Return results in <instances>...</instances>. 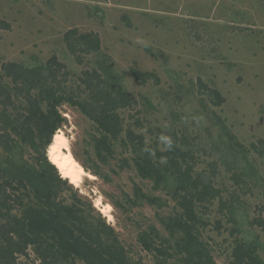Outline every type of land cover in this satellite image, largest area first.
Returning a JSON list of instances; mask_svg holds the SVG:
<instances>
[{
    "label": "rangeland",
    "instance_id": "rangeland-1",
    "mask_svg": "<svg viewBox=\"0 0 264 264\" xmlns=\"http://www.w3.org/2000/svg\"><path fill=\"white\" fill-rule=\"evenodd\" d=\"M1 24L8 27H0V64L32 66L54 55L65 64L74 92L83 71L103 66L129 94V104L117 110L122 131L106 162L94 150L97 125L77 106L62 103L58 110L74 157L94 176L69 182L72 191L88 198L114 228L132 264L164 260L165 254L143 249L138 236L153 226L155 246H173L162 219L179 208L166 189L139 175L128 131L143 137L142 150L151 155L154 147L164 150L159 137L170 136L190 152V174L206 175L219 191L196 207L206 223L199 238L216 264H233L235 239L255 244L264 264V225L258 223H264V147L260 154L252 148L264 137V0H0ZM69 29L95 33L99 52L69 53L63 39ZM134 71L148 73L147 80L142 83L145 77ZM210 89L224 103L214 105ZM20 153L23 161L35 162L36 151L28 146ZM0 157H7L1 146ZM239 160L253 176L237 173ZM139 189L160 204L136 198ZM60 194L69 197L71 191ZM105 204L110 219L101 212ZM166 250L172 255L166 262H173V248ZM15 261L43 264L31 246Z\"/></svg>",
    "mask_w": 264,
    "mask_h": 264
},
{
    "label": "trees",
    "instance_id": "trees-1",
    "mask_svg": "<svg viewBox=\"0 0 264 264\" xmlns=\"http://www.w3.org/2000/svg\"><path fill=\"white\" fill-rule=\"evenodd\" d=\"M63 39L71 54L100 50V40L93 32L69 29ZM0 69V146L7 154L0 157V264H17L16 255H26L29 246L43 264H75L76 260L83 264H132L114 228L88 198L72 191L69 180L61 176L47 155L54 133L65 120L58 106L68 103L77 106L101 131L95 138L94 150L106 162V156L113 152L112 141L122 131L117 110L129 104V94L103 66H99L102 72L99 69L83 71L78 91L68 89L69 72L54 55L43 64L6 62L0 64ZM134 74L137 78L145 77L142 83L147 80L148 73L134 71ZM209 93L215 97L214 105L224 103L216 89H210ZM127 138L134 144L133 163L139 175L150 179L155 188L166 189L179 208L174 216L162 219L165 229L175 239L173 246L167 241L166 248H173L176 259L166 262L172 255L166 248L155 246L154 237L158 233L153 226L138 236L143 249L165 254L164 260H157L156 264H216L207 245L199 238V226L206 223L196 213L197 203L208 202L219 193L211 179L204 174H190L186 158L192 156L176 142L168 151L154 147L151 155L142 150L141 135L128 131ZM256 143L252 148L260 154L264 137ZM24 146L36 151L34 163L21 159ZM246 163L236 166L237 173L245 178L254 175ZM63 189L71 191L69 197L60 194ZM135 193L136 198L143 197L141 201L160 204L157 196L144 194L140 189ZM227 209L230 219L235 221L232 202ZM261 222L258 223L264 225ZM256 247L252 242L235 239L232 263L263 264Z\"/></svg>",
    "mask_w": 264,
    "mask_h": 264
},
{
    "label": "bare ground",
    "instance_id": "bare-ground-1",
    "mask_svg": "<svg viewBox=\"0 0 264 264\" xmlns=\"http://www.w3.org/2000/svg\"><path fill=\"white\" fill-rule=\"evenodd\" d=\"M47 155L48 159L58 168L61 176L68 178L69 182L74 185H78L82 181L83 175L90 179L94 178L92 173H88L74 157L70 149L69 138L60 129L55 132L53 143L49 147ZM110 208L109 204L100 208L101 212L109 219L112 217Z\"/></svg>",
    "mask_w": 264,
    "mask_h": 264
},
{
    "label": "clouds",
    "instance_id": "clouds-1",
    "mask_svg": "<svg viewBox=\"0 0 264 264\" xmlns=\"http://www.w3.org/2000/svg\"><path fill=\"white\" fill-rule=\"evenodd\" d=\"M159 142L164 145V150L165 151L171 150L172 147H173V140H172V138L170 136L162 134L159 137ZM145 151H150V150L149 149H145ZM161 162L163 163V162H166V161L162 160Z\"/></svg>",
    "mask_w": 264,
    "mask_h": 264
}]
</instances>
